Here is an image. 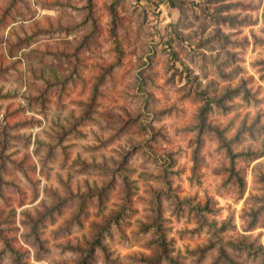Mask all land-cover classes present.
Returning a JSON list of instances; mask_svg holds the SVG:
<instances>
[{"label":"rangeland","instance_id":"374dc122","mask_svg":"<svg viewBox=\"0 0 264 264\" xmlns=\"http://www.w3.org/2000/svg\"><path fill=\"white\" fill-rule=\"evenodd\" d=\"M98 235L90 264H264V0H0V264Z\"/></svg>","mask_w":264,"mask_h":264},{"label":"trees","instance_id":"16d2710c","mask_svg":"<svg viewBox=\"0 0 264 264\" xmlns=\"http://www.w3.org/2000/svg\"><path fill=\"white\" fill-rule=\"evenodd\" d=\"M207 109V108H206ZM219 136V138H220V140H221V142H223L224 144L225 143H227V140L225 139V137L224 136H222V135H218ZM229 143V142H228ZM228 152H229V155L233 158L235 155L232 153V151H231V149H230V147H228ZM100 235H98V237H97V239L95 240V242L93 243V245L90 247V248H88V249H81V248H79V247H72L71 245H68L67 246V248L70 250V251H73V253H75V252H79V253H81V254H85V257L81 260V262H80V264H90V259L93 257V255H94V253H96V247L98 246V245H100L101 246V243H100V241H101V238L99 237ZM161 245H164V242L161 244ZM262 251L264 252V249H262ZM10 252H11V254H14L15 255V257H14V260H15V263H19V258H20V254H19V256H17L16 255V252H14V250L11 248V250H10Z\"/></svg>","mask_w":264,"mask_h":264}]
</instances>
